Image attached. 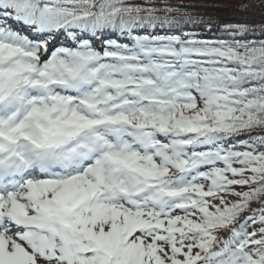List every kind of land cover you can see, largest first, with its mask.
<instances>
[{"label":"snow or ice","instance_id":"1","mask_svg":"<svg viewBox=\"0 0 264 264\" xmlns=\"http://www.w3.org/2000/svg\"><path fill=\"white\" fill-rule=\"evenodd\" d=\"M224 2L0 0V264H264V0Z\"/></svg>","mask_w":264,"mask_h":264},{"label":"trees","instance_id":"2","mask_svg":"<svg viewBox=\"0 0 264 264\" xmlns=\"http://www.w3.org/2000/svg\"><path fill=\"white\" fill-rule=\"evenodd\" d=\"M220 6L227 8L229 10L227 11H220V12H211V13H198V15H202L205 17L211 16L215 20L219 21H241L244 19H251L250 13L240 12V11H233L231 9H234L237 7L236 4L226 3L224 0H219ZM194 26L189 25V28H192ZM199 31V29H197ZM201 35H204L205 33H200Z\"/></svg>","mask_w":264,"mask_h":264}]
</instances>
